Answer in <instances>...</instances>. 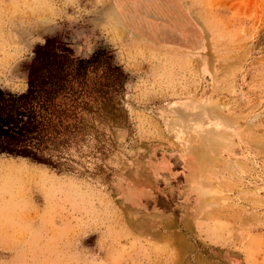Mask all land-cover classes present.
<instances>
[{
	"label": "rangeland",
	"instance_id": "rangeland-1",
	"mask_svg": "<svg viewBox=\"0 0 264 264\" xmlns=\"http://www.w3.org/2000/svg\"><path fill=\"white\" fill-rule=\"evenodd\" d=\"M46 38L128 79L61 171L0 155V264H264V0H0V88Z\"/></svg>",
	"mask_w": 264,
	"mask_h": 264
},
{
	"label": "trees",
	"instance_id": "trees-1",
	"mask_svg": "<svg viewBox=\"0 0 264 264\" xmlns=\"http://www.w3.org/2000/svg\"><path fill=\"white\" fill-rule=\"evenodd\" d=\"M24 66L26 90L0 88V155L22 158L61 171L64 150L82 130L83 115L108 106L120 95L128 76L106 48L89 57L46 38Z\"/></svg>",
	"mask_w": 264,
	"mask_h": 264
},
{
	"label": "bare ground",
	"instance_id": "bare-ground-1",
	"mask_svg": "<svg viewBox=\"0 0 264 264\" xmlns=\"http://www.w3.org/2000/svg\"><path fill=\"white\" fill-rule=\"evenodd\" d=\"M196 133L199 135L200 134V126H199V123H196ZM198 141V140H197Z\"/></svg>",
	"mask_w": 264,
	"mask_h": 264
}]
</instances>
